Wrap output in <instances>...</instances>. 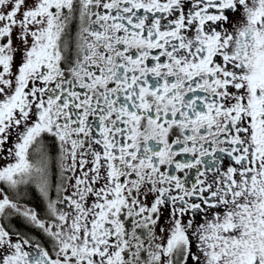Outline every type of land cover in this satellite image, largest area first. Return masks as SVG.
<instances>
[{
	"label": "snow or ice",
	"instance_id": "obj_1",
	"mask_svg": "<svg viewBox=\"0 0 264 264\" xmlns=\"http://www.w3.org/2000/svg\"><path fill=\"white\" fill-rule=\"evenodd\" d=\"M0 264H264V0H0Z\"/></svg>",
	"mask_w": 264,
	"mask_h": 264
}]
</instances>
